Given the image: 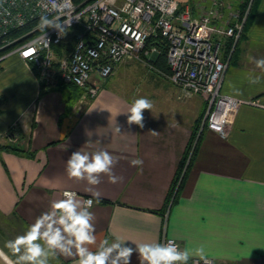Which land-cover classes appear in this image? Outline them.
<instances>
[{
  "label": "crops",
  "instance_id": "obj_1",
  "mask_svg": "<svg viewBox=\"0 0 264 264\" xmlns=\"http://www.w3.org/2000/svg\"><path fill=\"white\" fill-rule=\"evenodd\" d=\"M232 52L221 91L243 103L226 138L202 133L183 187L171 200L193 128L204 114L200 96L185 95L162 73L128 84L125 76L135 62L95 80L100 89L93 98L77 88L45 90L17 55L2 59L0 145L21 152L0 149V264L16 259L6 243L66 191L94 200L97 244L120 238L134 248L133 242L166 238L181 249L204 246L216 264H264V70L250 60L264 58V0H257ZM253 78L258 82L250 83ZM139 97L153 103L143 113V128L129 125L125 113ZM75 151L109 152L117 161L112 172L121 179L112 183L101 175L92 186L70 178L66 161ZM137 158L144 161L142 172L130 164ZM50 264H76V258L61 255ZM131 264H139L135 252Z\"/></svg>",
  "mask_w": 264,
  "mask_h": 264
},
{
  "label": "built area",
  "instance_id": "obj_2",
  "mask_svg": "<svg viewBox=\"0 0 264 264\" xmlns=\"http://www.w3.org/2000/svg\"><path fill=\"white\" fill-rule=\"evenodd\" d=\"M209 1L211 6L205 10L201 3L206 0L196 5L181 0H57L61 8L56 10L49 0H0V50L15 45L0 61L17 55L40 85L73 86L93 98L100 89L95 80H107L118 64L136 61L156 70L151 58L158 57V48L147 44L159 37L166 48L168 72L164 77L185 95L204 100L200 131L205 127L226 138L243 102L223 94L222 83L253 0L244 11L230 12L226 20L220 9L222 1ZM42 16L58 19L66 33L60 36L52 28L42 31ZM77 27L69 50L57 53L67 32ZM22 30L27 31L13 36ZM225 41H231V48L222 60ZM76 197L81 202L91 199ZM167 241L162 238L160 243ZM188 264L204 262L192 258Z\"/></svg>",
  "mask_w": 264,
  "mask_h": 264
},
{
  "label": "clouds",
  "instance_id": "obj_3",
  "mask_svg": "<svg viewBox=\"0 0 264 264\" xmlns=\"http://www.w3.org/2000/svg\"><path fill=\"white\" fill-rule=\"evenodd\" d=\"M49 2L53 9L61 8L57 0ZM40 28L45 32L49 28L55 29L60 36L66 33L58 19H49L47 16L41 17ZM250 60L257 68L264 70V58L250 57ZM258 79L253 78L250 83L255 84ZM152 108V101L146 97L134 99L125 112L127 123L143 128V113ZM117 131H120L119 127ZM116 163V159L107 151L92 154L75 151L66 161V172L70 178L85 180L92 186L100 184L101 175H107L110 182L116 183L121 179L112 172ZM143 163L139 158L130 161L141 172ZM63 197L51 201L48 211L38 215L23 234L6 243L5 247L16 257L11 264H50L52 258L61 255L75 257L76 264H131L134 252L138 255L139 264H188L194 256L199 257L204 264H210L204 246L180 249L172 240L166 243L133 242L134 248L120 238L111 241L104 239L97 244L95 215L91 211L94 201L88 199L81 202L73 192H64ZM92 246H96L95 250Z\"/></svg>",
  "mask_w": 264,
  "mask_h": 264
},
{
  "label": "trees",
  "instance_id": "obj_4",
  "mask_svg": "<svg viewBox=\"0 0 264 264\" xmlns=\"http://www.w3.org/2000/svg\"><path fill=\"white\" fill-rule=\"evenodd\" d=\"M248 2H249V0H245L244 3L241 4V6L239 7L241 11H244L247 8ZM256 2H257V0L252 1V4H251L250 10L248 12L247 20H246V23L244 25L243 30L246 28V26H247V24H248V22L252 16V11L256 5ZM78 29H79L78 27L72 28L67 32L65 41L57 49H55V51L57 53H61L65 50L66 51L69 50V48L71 47L72 42H73L74 34L76 31H78ZM26 31L27 30H22L20 32H17L16 34H13V36L15 37V36L21 35L22 33H25ZM14 46L15 45H12L10 47H7V48L0 50V57L2 55L6 54L7 52H9L12 48H14ZM147 46L148 47L153 46V47L158 48L159 55H158L157 59L155 60V62L153 63V65L162 74H167L168 70H167L166 59H165V56H166L165 43L159 37H157L154 39L153 38L150 39ZM230 48H231V41H229V43L227 44V50L229 51ZM233 52H232V55H233ZM41 87H42V89L46 90V88H44V86L41 85ZM56 87L57 88L59 87V89L67 87V88H72L73 90L74 89L77 90L73 86H65V85H60V84H57L55 86V89H56ZM202 116L203 115L200 116V118L197 120V122L193 128L192 135L190 137L189 143H188L186 151L184 153L182 162L180 163V166L178 168V171H177L176 176L174 178V181L172 183L170 193L168 196V200L175 198L183 187L186 175L189 171L191 163H192V161L195 157V154L197 152V147H198L200 137H201L202 133L206 130V128L204 127L200 131V123L202 120ZM0 149L5 150V151L14 152V153H20L21 152V150L19 149L18 146H10V145L1 146L0 145Z\"/></svg>",
  "mask_w": 264,
  "mask_h": 264
},
{
  "label": "rangeland",
  "instance_id": "obj_5",
  "mask_svg": "<svg viewBox=\"0 0 264 264\" xmlns=\"http://www.w3.org/2000/svg\"><path fill=\"white\" fill-rule=\"evenodd\" d=\"M181 1H183L184 3H187V4H189V5H193V4H198L199 3V0H181ZM219 1H221V0H219ZM242 1V0H241ZM240 0H228V1H226V0H224V1H222V4H221V7H220V9H221V12H222V17H223V20H226L227 19V17H228V14L230 13V12H234V11H236V10H238V9H236V5L235 4H240V2H241ZM244 1L245 0H243V2L242 3H244ZM201 6H204V9L205 10H208L209 8H210V1L209 0H206V2H204V3H201ZM227 7H229V9H226ZM127 62H135V63H132V64H135L136 65V67L137 68H135V69H132L131 70V72H129V75L127 76V78H126V76H125V81L128 83V84H130V85H132L133 86V84L136 82V81H138V78L140 77L141 78V75L142 74H145L146 75V73H153L154 75H155V72L156 73H159V71L158 70H155L154 68H150V67H148V65H145V64H141V63H139V62H136V61H126V62H124V63H121V65H123V64H126ZM141 64V65H139V64ZM118 65H120V64H118ZM118 65L114 68V69H116L117 67H118ZM130 66H132L131 64H130ZM139 68H141V71L139 70ZM139 70V71H138ZM132 72H135V74L134 75H132ZM113 74H114V71H113V73H112V75H111V77L113 76ZM136 75V76H135ZM160 75H162V74H160ZM139 76V77H138ZM110 77V78H111ZM68 88L67 87H65V89H64V91L66 92V93H68Z\"/></svg>",
  "mask_w": 264,
  "mask_h": 264
},
{
  "label": "water",
  "instance_id": "obj_6",
  "mask_svg": "<svg viewBox=\"0 0 264 264\" xmlns=\"http://www.w3.org/2000/svg\"><path fill=\"white\" fill-rule=\"evenodd\" d=\"M157 57L156 56H152L151 60H155Z\"/></svg>",
  "mask_w": 264,
  "mask_h": 264
}]
</instances>
